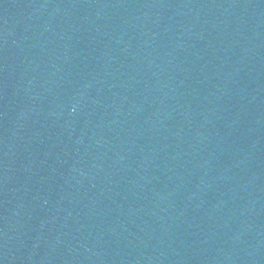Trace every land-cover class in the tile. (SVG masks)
Listing matches in <instances>:
<instances>
[{"label": "water", "instance_id": "1", "mask_svg": "<svg viewBox=\"0 0 264 264\" xmlns=\"http://www.w3.org/2000/svg\"><path fill=\"white\" fill-rule=\"evenodd\" d=\"M0 264H264V0H0Z\"/></svg>", "mask_w": 264, "mask_h": 264}]
</instances>
